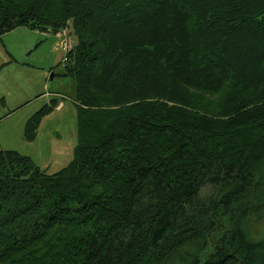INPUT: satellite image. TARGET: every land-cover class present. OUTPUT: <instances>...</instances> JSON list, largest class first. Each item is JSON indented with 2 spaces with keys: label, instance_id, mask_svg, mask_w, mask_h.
Returning a JSON list of instances; mask_svg holds the SVG:
<instances>
[{
  "label": "trees",
  "instance_id": "obj_1",
  "mask_svg": "<svg viewBox=\"0 0 264 264\" xmlns=\"http://www.w3.org/2000/svg\"><path fill=\"white\" fill-rule=\"evenodd\" d=\"M19 26L69 27L78 142L0 150V264H264V0H0Z\"/></svg>",
  "mask_w": 264,
  "mask_h": 264
},
{
  "label": "rangeland",
  "instance_id": "obj_2",
  "mask_svg": "<svg viewBox=\"0 0 264 264\" xmlns=\"http://www.w3.org/2000/svg\"><path fill=\"white\" fill-rule=\"evenodd\" d=\"M67 40L71 43L68 49L64 48ZM72 46L69 27L52 33L19 26L0 36V150L30 155L48 173L73 159L78 142L76 83L60 75ZM52 99H57L58 105L41 120L35 140H27L28 118ZM262 188L264 185L259 193ZM260 197L263 200L264 193ZM249 226L253 235L260 237L264 213Z\"/></svg>",
  "mask_w": 264,
  "mask_h": 264
},
{
  "label": "built area",
  "instance_id": "obj_3",
  "mask_svg": "<svg viewBox=\"0 0 264 264\" xmlns=\"http://www.w3.org/2000/svg\"><path fill=\"white\" fill-rule=\"evenodd\" d=\"M70 46H71V43L68 40L65 41L64 48L68 49L70 48Z\"/></svg>",
  "mask_w": 264,
  "mask_h": 264
},
{
  "label": "water",
  "instance_id": "obj_4",
  "mask_svg": "<svg viewBox=\"0 0 264 264\" xmlns=\"http://www.w3.org/2000/svg\"><path fill=\"white\" fill-rule=\"evenodd\" d=\"M53 76V75H52Z\"/></svg>",
  "mask_w": 264,
  "mask_h": 264
}]
</instances>
